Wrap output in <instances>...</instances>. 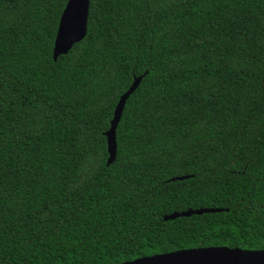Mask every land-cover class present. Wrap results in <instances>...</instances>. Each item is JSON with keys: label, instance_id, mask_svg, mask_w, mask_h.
Here are the masks:
<instances>
[{"label": "trees", "instance_id": "1", "mask_svg": "<svg viewBox=\"0 0 264 264\" xmlns=\"http://www.w3.org/2000/svg\"><path fill=\"white\" fill-rule=\"evenodd\" d=\"M68 1L0 0V264L264 249V0Z\"/></svg>", "mask_w": 264, "mask_h": 264}, {"label": "water", "instance_id": "2", "mask_svg": "<svg viewBox=\"0 0 264 264\" xmlns=\"http://www.w3.org/2000/svg\"><path fill=\"white\" fill-rule=\"evenodd\" d=\"M90 13V0H69L62 14L58 34L54 47V59L70 52L75 44L82 41L88 34V22ZM70 25L75 28L74 40L66 41V31ZM142 81V76L137 77L131 88L122 95L112 125L107 132L109 145V161L112 164L117 158V127L121 121L127 99L137 89ZM185 176L175 178L185 179ZM219 209L201 208L176 211L166 215L165 220L176 219L182 216L216 212ZM121 264H264V249H244L240 247L211 246L192 249H182L169 253L156 254L139 258Z\"/></svg>", "mask_w": 264, "mask_h": 264}, {"label": "snow or ice", "instance_id": "3", "mask_svg": "<svg viewBox=\"0 0 264 264\" xmlns=\"http://www.w3.org/2000/svg\"><path fill=\"white\" fill-rule=\"evenodd\" d=\"M75 37V28L73 25H70L69 28L66 31L65 39L66 41H73Z\"/></svg>", "mask_w": 264, "mask_h": 264}]
</instances>
